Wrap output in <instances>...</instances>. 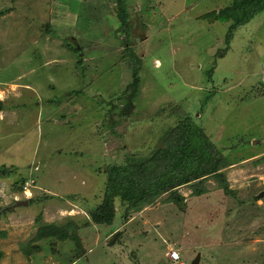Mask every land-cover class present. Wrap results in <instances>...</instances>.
<instances>
[{
	"label": "rangeland",
	"instance_id": "rangeland-1",
	"mask_svg": "<svg viewBox=\"0 0 264 264\" xmlns=\"http://www.w3.org/2000/svg\"><path fill=\"white\" fill-rule=\"evenodd\" d=\"M231 3L127 0L128 47L115 0H0V264H178L174 248L185 264H264V13L228 44L234 21L203 14ZM129 49L141 64L132 114ZM186 118L193 146L208 138L229 164L130 224L119 199L111 227L91 223L112 164L151 169Z\"/></svg>",
	"mask_w": 264,
	"mask_h": 264
},
{
	"label": "trees",
	"instance_id": "trees-1",
	"mask_svg": "<svg viewBox=\"0 0 264 264\" xmlns=\"http://www.w3.org/2000/svg\"><path fill=\"white\" fill-rule=\"evenodd\" d=\"M115 3L116 16L122 25V33L129 47L131 24L127 0H115ZM262 13H264V0H232V3L226 5L222 10L214 9L211 12H206L203 16L212 22L234 21L226 37V42L229 44L233 38V30L249 23ZM81 49L82 47H73L76 52H82ZM129 54L131 58L136 57L132 49H129ZM131 61L133 80L129 84L130 93L127 99L129 109L127 111L132 114L136 108L134 103L141 82L139 76L141 64L135 58ZM189 119H183L172 129L165 130L161 139L164 148L154 152L150 158L151 169L148 164L143 165L142 159L135 162L134 158H131L126 164H112L110 171L107 170V185L101 203L88 211L91 223L102 227H111L118 215L116 204L118 199L120 200V207L124 211L123 219L128 221L132 213L140 212L147 205L153 204L162 194L183 184L198 181L229 164L223 156L221 159L219 157V160L214 159V153L210 149L213 146L208 138L203 141H196L194 143L196 147L193 146V136H197L195 133L197 126ZM214 151L218 152L216 149ZM215 155L217 154L215 153ZM156 167H160L161 171L152 170ZM2 172V175H6L9 169L3 167ZM143 187H148L149 192L145 190L140 192ZM68 232L63 226L51 225L49 234L51 233L53 237L57 236L65 241L66 238H69ZM0 236H5V233L0 234ZM39 246L41 248V245H37L29 249L26 254L36 253V247ZM80 254H76L75 258Z\"/></svg>",
	"mask_w": 264,
	"mask_h": 264
},
{
	"label": "built area",
	"instance_id": "built-area-1",
	"mask_svg": "<svg viewBox=\"0 0 264 264\" xmlns=\"http://www.w3.org/2000/svg\"><path fill=\"white\" fill-rule=\"evenodd\" d=\"M263 75H262V83L264 84V69H263ZM169 259L172 263L181 261V255L178 250H172L169 253ZM178 264H184L183 262H179Z\"/></svg>",
	"mask_w": 264,
	"mask_h": 264
},
{
	"label": "crops",
	"instance_id": "crops-1",
	"mask_svg": "<svg viewBox=\"0 0 264 264\" xmlns=\"http://www.w3.org/2000/svg\"><path fill=\"white\" fill-rule=\"evenodd\" d=\"M157 220H159V221H156V223H155L156 225H157V224H160V223L162 222L160 219H157ZM132 221H133V220H129V221H127V222H126V225H127V223H128V224L132 223ZM146 221H147L148 223L150 222L149 219L146 220ZM160 221H161V222H160ZM159 222H160V223H159ZM117 225H118V224H117ZM119 225H120V224H119ZM141 225L144 226L146 229L148 228V226H147L148 224H147V223H145V224L142 223ZM124 226H125V224H124ZM157 226H162V225L160 224V225H157ZM122 227H123V226H122ZM116 233H117V232H116ZM175 249L178 250V248H174V250H175ZM170 251H171V250H170ZM170 251L167 253V257H168V259H169V253H170ZM180 255H181V254H180ZM201 259H202V256L200 255V262H201ZM169 261H170V259H169ZM170 262H171V261H170ZM179 262H183V261L181 260V261H179ZM179 262H178V263H179ZM200 262H199V264H200ZM171 263H172V262H171ZM183 263H184V262H183ZM184 264H185V263H184Z\"/></svg>",
	"mask_w": 264,
	"mask_h": 264
},
{
	"label": "water",
	"instance_id": "water-1",
	"mask_svg": "<svg viewBox=\"0 0 264 264\" xmlns=\"http://www.w3.org/2000/svg\"><path fill=\"white\" fill-rule=\"evenodd\" d=\"M0 109H1V103H0ZM200 262V256L196 258V260L193 262V264H199Z\"/></svg>",
	"mask_w": 264,
	"mask_h": 264
}]
</instances>
